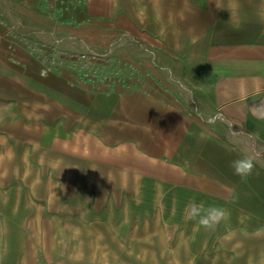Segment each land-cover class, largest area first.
I'll return each instance as SVG.
<instances>
[{"label": "crops", "instance_id": "crops-1", "mask_svg": "<svg viewBox=\"0 0 264 264\" xmlns=\"http://www.w3.org/2000/svg\"><path fill=\"white\" fill-rule=\"evenodd\" d=\"M9 1L0 0V264L14 261L13 232L41 218L28 206L52 184L44 172L63 170L73 181L77 171L87 181L121 175L171 224L192 201L223 209L211 234L264 250V119L252 115L264 102V0H13L19 19ZM163 10L186 13L173 26ZM245 157L254 169L242 177L232 164ZM186 224L206 232L198 219Z\"/></svg>", "mask_w": 264, "mask_h": 264}, {"label": "rangeland", "instance_id": "rangeland-1", "mask_svg": "<svg viewBox=\"0 0 264 264\" xmlns=\"http://www.w3.org/2000/svg\"><path fill=\"white\" fill-rule=\"evenodd\" d=\"M81 1L83 4L86 0ZM9 2L12 13L18 15L12 18L19 19L14 1ZM165 2L179 6L182 0H150L157 6H164ZM186 2L193 6L192 0ZM146 11L139 14L148 13L152 20L156 16L155 24L163 25L160 11ZM162 13L167 17L170 14L168 18L175 26L184 19L182 14L186 11ZM20 23L23 21L19 26ZM170 28L173 34L181 32ZM188 29L195 31L193 26ZM26 31L29 45L38 46L31 33L34 30ZM126 44L131 47V43ZM73 46L87 50L78 42H73ZM64 171H60L58 179L52 172H44L45 179L52 178V184L43 188L42 202L29 195L30 202H35L29 204V211L42 212L41 218L28 219L22 234L13 232L9 258L14 261L10 264H16L18 259L17 264H264L259 240L253 238L251 243L241 235H212L211 228L197 234L196 227L186 224L189 220H180L183 225L179 220H174L176 224L164 221L163 205L150 202L144 188L121 185V175L101 172L102 176L107 174L105 179L87 181L84 173L77 171L73 181ZM124 178L125 183L131 182Z\"/></svg>", "mask_w": 264, "mask_h": 264}, {"label": "clouds", "instance_id": "clouds-1", "mask_svg": "<svg viewBox=\"0 0 264 264\" xmlns=\"http://www.w3.org/2000/svg\"><path fill=\"white\" fill-rule=\"evenodd\" d=\"M195 42V40L193 41ZM42 76H46V71L41 72ZM252 115L257 119H264V102L255 103L252 107ZM235 174L239 176L251 175L254 169V162L250 157H245L233 161L232 164ZM226 218V212L223 209L217 207H210L205 209L202 203L197 204L192 201L185 209L186 220H197L198 223L206 228H213L222 219ZM257 235H264V233L258 232Z\"/></svg>", "mask_w": 264, "mask_h": 264}]
</instances>
